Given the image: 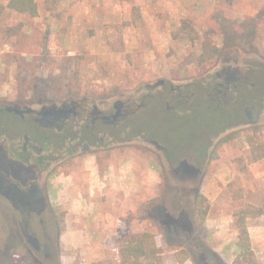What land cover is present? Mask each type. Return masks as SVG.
Wrapping results in <instances>:
<instances>
[{"label":"rangeland","instance_id":"374dc122","mask_svg":"<svg viewBox=\"0 0 264 264\" xmlns=\"http://www.w3.org/2000/svg\"><path fill=\"white\" fill-rule=\"evenodd\" d=\"M36 1L38 13L31 16L9 9L8 0H0V133L4 132L0 141L4 146L25 139L20 118L6 112V106L38 108L64 99L88 97L99 102L119 96L133 97L139 107L137 114L124 120L129 125L124 136L131 140L94 149V154L82 148L74 154L59 150L58 159L38 168L48 209L45 216L58 227L57 264H117L122 238L144 231L154 234L164 264H205L196 260L200 249L161 223L166 214L185 223L198 194L206 197L208 211L197 234L215 254L210 264H231L238 252L235 212L264 200V179L256 175L264 169V158L253 160L249 147L252 137L264 146V0H60L53 9H47L44 0ZM204 41L219 46L221 55L200 61ZM227 59L248 68L247 94L258 95L247 104H256L260 117L252 122L241 110L232 126L225 122L209 130L199 124L215 115L206 109L201 83H214V71ZM158 80L167 85L146 86ZM169 83L188 84L195 93L175 111L167 108L171 99L167 103L147 95H159ZM237 121L241 124L234 126ZM143 135L167 147L179 144L177 154L201 167L199 181L178 180L166 163L159 165L156 158L163 159L161 152ZM29 136L35 139L34 132ZM208 136H214V143ZM61 137L56 139L57 147ZM37 143L52 149L53 143ZM94 160L100 170L89 195L91 179L85 168ZM109 163L116 169L133 167L129 176L135 177L134 187L129 178L120 184L127 191L139 184V190L124 195L111 187L116 180L105 177ZM68 175L74 179H65ZM78 193L84 200H95L112 218L76 217L70 202ZM151 198H156L155 203L141 209ZM4 204L0 198V264H46ZM158 207L164 218L158 215ZM142 214L147 216L140 218ZM246 225L255 256L264 264V214L248 217ZM182 250L187 252L184 258Z\"/></svg>","mask_w":264,"mask_h":264},{"label":"flooded vegetation","instance_id":"af4514ba","mask_svg":"<svg viewBox=\"0 0 264 264\" xmlns=\"http://www.w3.org/2000/svg\"><path fill=\"white\" fill-rule=\"evenodd\" d=\"M214 76L216 78L214 83L210 81L201 83L203 87L201 91L207 97L206 109L211 108L215 115L214 118L210 116V122L203 121L202 124L199 123L200 125L209 130L225 122L230 125L238 118L241 110L251 119L250 121L259 120L257 105L247 104L258 95L247 94L249 79L247 67L242 68L236 60L227 59L219 70L214 71ZM164 85H167L164 80H158L146 86L154 88ZM194 94L188 84L169 83L167 89L159 95L156 92L147 95L167 99V103L168 99H171L172 104L167 105V108L173 111L179 103L190 101L188 97ZM134 103L133 97L123 100L118 96L115 99L105 98L99 102L94 98L85 97L83 100L64 99L38 108L27 105L4 108L6 112L14 113L20 118L19 123L24 129L25 139L21 144L12 142L9 148L4 146V140L0 141V198L12 213L13 219H19L17 221L19 229L35 251L42 254L46 264H57L55 247L58 227L55 220L51 221V224L45 216L48 209L45 205L44 189L38 182V168L44 164L48 166L51 161L58 159L59 150L74 154L82 148L86 154H94V149H105L115 146L120 141L131 140L132 137L124 136L125 130L129 129L124 120L139 112L138 104ZM26 114L31 116L26 118ZM240 124L241 121H237L234 126ZM31 132L35 133V139L30 138ZM3 134L4 132L0 133ZM58 137H61V147H57ZM142 138L161 152L163 159H160L159 155L156 162L159 165L166 163L178 180L199 181L201 167L196 166L183 153L177 154L179 144L167 147L151 137L143 135ZM39 140H45L48 144L53 143L52 149L38 146ZM208 140L214 143V136H208ZM12 155L18 158H13ZM207 156L211 158L209 154Z\"/></svg>","mask_w":264,"mask_h":264},{"label":"trees","instance_id":"16d2710c","mask_svg":"<svg viewBox=\"0 0 264 264\" xmlns=\"http://www.w3.org/2000/svg\"><path fill=\"white\" fill-rule=\"evenodd\" d=\"M47 9H53L59 3L60 0H44ZM132 1V0H121ZM7 7L13 11L19 13H26L31 16H36L38 13V4L36 0H8ZM136 14H139L136 11ZM221 55V49L219 46L211 41H204L201 45V52L199 55L200 61L218 58ZM250 153L253 160H259L264 158V146L258 142L256 138L252 137L249 140ZM206 197L203 194H198L194 201V208L192 213H188L187 221L184 223L181 217H176L172 214H166L167 219H164L161 223L168 229H175L176 232L182 235L192 245H195L196 260L210 264V261L215 258V254L208 247H204L203 242L197 234V226L205 221L207 215V206H204ZM156 198H151L147 202L142 203L141 209H145L154 204ZM158 215L165 217L161 208H157ZM161 211V212H160ZM194 213V214H193ZM264 214V200L260 205L249 204L245 208H242L235 212L236 226L239 231L235 240L237 247V255L233 259L231 264H259L254 250L251 244V237L249 235L246 219L248 217H257ZM183 215V214H181ZM147 215L142 214L139 217L145 218ZM160 218V219H163ZM195 243L193 244V242ZM195 248V249H196ZM183 258L187 256V252L182 250ZM119 261L117 264H143L145 260H148L152 264H164L163 258L160 254L159 248L156 245L154 234L149 231L141 233H131L125 235L118 248ZM214 264L219 262L214 261Z\"/></svg>","mask_w":264,"mask_h":264},{"label":"crops","instance_id":"0c3cea01","mask_svg":"<svg viewBox=\"0 0 264 264\" xmlns=\"http://www.w3.org/2000/svg\"><path fill=\"white\" fill-rule=\"evenodd\" d=\"M86 171H88V175L91 179L90 181V185L88 186V189L90 191L89 195H93L94 192V187L92 182L93 180L99 176V165H97L96 161L94 160V162L92 161V164L88 165L86 168ZM263 171L261 172H256V175L259 178L264 179V169H262ZM130 172H134L133 167L130 166V168H128V166L126 167L125 165H119L118 168H114V165L109 163L108 166L105 168V173H106V179H111L114 178L116 181L115 183H112L111 187H114L115 189H121L123 191L124 195H130L131 192L135 193L139 190V184L136 185L137 188L136 190L133 188V190L130 188H128L129 190L127 191L126 186H123L120 184V180H125V179H130L132 182V186L134 187L135 185V177H130L129 173ZM65 179L69 178L70 180H73V176L72 175H68L67 177H64ZM63 180V179H61ZM112 180V179H111ZM59 181V180H57ZM129 182V184H130ZM72 186V185H71ZM79 188V186L74 185V189ZM205 195H208V193L205 191L204 192ZM220 190H217L216 193L213 194V198L212 199H216V197L219 195ZM78 196V197H77ZM209 197V196H208ZM73 207L72 210L77 213L78 216L76 217H84V218H90L93 221H95L96 219H103V220H109L110 218H112L111 214L109 213H104V211L102 210L101 207L96 206V201L95 200H84L83 197H81L80 193H78L77 195L74 196L73 200L70 202ZM100 208V209H99ZM129 209V208H128ZM250 231V230H248Z\"/></svg>","mask_w":264,"mask_h":264}]
</instances>
